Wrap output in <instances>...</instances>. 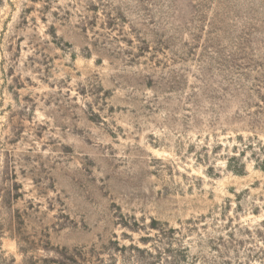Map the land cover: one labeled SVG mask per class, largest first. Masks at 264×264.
Wrapping results in <instances>:
<instances>
[{"label":"rangeland","instance_id":"rangeland-1","mask_svg":"<svg viewBox=\"0 0 264 264\" xmlns=\"http://www.w3.org/2000/svg\"><path fill=\"white\" fill-rule=\"evenodd\" d=\"M0 264H264V0H0Z\"/></svg>","mask_w":264,"mask_h":264}]
</instances>
